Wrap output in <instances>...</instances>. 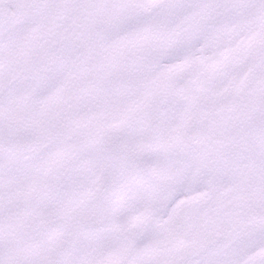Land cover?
I'll use <instances>...</instances> for the list:
<instances>
[{
	"label": "snow or ice",
	"instance_id": "1",
	"mask_svg": "<svg viewBox=\"0 0 264 264\" xmlns=\"http://www.w3.org/2000/svg\"><path fill=\"white\" fill-rule=\"evenodd\" d=\"M0 264H264V0H0Z\"/></svg>",
	"mask_w": 264,
	"mask_h": 264
}]
</instances>
